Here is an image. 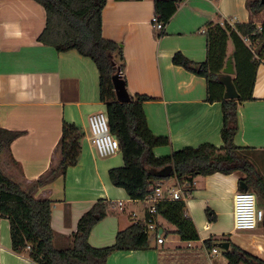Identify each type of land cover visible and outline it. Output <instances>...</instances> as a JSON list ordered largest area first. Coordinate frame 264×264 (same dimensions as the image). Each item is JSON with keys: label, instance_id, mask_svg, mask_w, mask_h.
Segmentation results:
<instances>
[{"label": "crops", "instance_id": "1", "mask_svg": "<svg viewBox=\"0 0 264 264\" xmlns=\"http://www.w3.org/2000/svg\"><path fill=\"white\" fill-rule=\"evenodd\" d=\"M251 1L185 0L178 4L164 31L158 32L151 23L155 0H108L102 14L103 37L122 51V77L130 96L151 98L143 103L150 131L170 140L168 146L153 150L156 157L203 145L223 147L222 104L207 102L206 79L175 65L173 57L181 53L195 64L204 63L207 25L230 21L234 27L252 22ZM45 27L46 12L36 0H0V126L24 133L11 145V154L3 155L0 167L28 189L49 170L63 123L78 126L84 138L77 165L39 188L37 195L53 201L51 226L58 250L71 246L81 217L104 200L109 204L108 214L92 230L89 243L94 248L110 247L120 231L145 220L146 207L139 209L138 201L110 181V170L124 166L121 150L100 158L93 146L88 118L106 111L96 64L76 50L59 53L41 43ZM233 52L229 42L228 57H233ZM253 96V101L238 108L239 129L234 142L247 149L245 153L255 167L264 166V64L257 70ZM239 173L194 180L186 213L200 240L183 242L175 234L176 228L158 217V230L153 232L154 241H149L147 250L116 252L107 264H228L222 250L215 248L216 255L205 245L209 239L218 243L229 239L264 260L262 223L251 231L234 228ZM258 206L264 211L259 201ZM160 236L164 244L158 243ZM26 253L12 251L9 221L1 220L0 264H35Z\"/></svg>", "mask_w": 264, "mask_h": 264}, {"label": "trees", "instance_id": "2", "mask_svg": "<svg viewBox=\"0 0 264 264\" xmlns=\"http://www.w3.org/2000/svg\"><path fill=\"white\" fill-rule=\"evenodd\" d=\"M36 1L46 12V27L39 41L59 53L76 50L91 59L98 68L100 99L106 108L111 134L119 142L124 160L123 167L109 172L110 181L115 187L124 189L133 201H144L155 192L157 183L167 180L154 176V169L172 166L174 172L170 178L180 184L192 183L199 176L241 172L245 177L240 178V182L248 186L249 192L254 191L259 204L264 206V178L242 155L247 149L237 147L234 142L239 129L238 108L242 103L254 100L257 70L264 64V5L261 0L249 3L253 21L248 24L231 27L211 22L207 25V59L204 63L195 64L181 53L173 57L175 65L206 79L207 102L222 104L223 147L203 145L160 158L154 155L153 150L168 146L170 140L155 136L149 129L143 103L151 98L137 95L131 97L128 104L120 103L116 98L113 77L118 69L123 70V64H118L117 60L123 62L124 58L119 46L103 37L102 14L108 0ZM183 1L155 0V14L166 26L177 11L178 4ZM229 42L234 46L233 82L239 94L237 100L224 98L225 86L219 81L228 59ZM122 79L125 80L124 77ZM23 134L0 126V162L3 155L11 154V145ZM83 138L84 133L78 126L64 122L49 170L28 189H24L0 167V222L3 219L9 221L12 251L25 254L30 247L28 258L35 264H107L109 257L116 252L149 248V234L143 223H135L120 231L115 244L110 247L94 248L90 245L92 230L108 214L109 204L104 200L98 201L81 217L69 248L58 250L54 247L56 235L51 226L53 201L48 196H38L37 192L57 177L65 176L69 168L77 165ZM189 192L192 193L193 189ZM207 214L212 222L211 211L207 210ZM157 215L176 228L175 234L183 242L200 240L194 222L186 216L185 201H163L157 206ZM262 227L264 229V220ZM226 241L230 243V249L223 255L228 264H264L261 258L246 252L229 239ZM218 244L214 239L205 241V245L212 250L218 248Z\"/></svg>", "mask_w": 264, "mask_h": 264}, {"label": "built area", "instance_id": "3", "mask_svg": "<svg viewBox=\"0 0 264 264\" xmlns=\"http://www.w3.org/2000/svg\"><path fill=\"white\" fill-rule=\"evenodd\" d=\"M154 28L158 32H163L165 25L160 21V16L155 14L151 20ZM221 25H231L230 21H223ZM261 30V27H259ZM248 43V41L246 40ZM123 76L122 71H120ZM89 129L93 146L100 158H109L116 155L120 151L119 142L111 134L109 121L106 112L93 113L88 118ZM110 137H114L116 147L113 148V143ZM175 183L170 188H164L163 183H157L155 192L149 195L144 201L146 207V218L144 221L137 223H143L145 225L146 233L150 232L157 233V206L159 203L171 200V201H185L191 195L189 190L193 189L195 182L180 184L174 180ZM251 196L255 197V207H253V201L250 199ZM119 207L123 206L122 202L118 203ZM186 216L187 213H186ZM264 220V211L258 206V198L253 192L238 191L234 197V228L236 231H251L257 228L259 223ZM159 244H164L165 240L163 237H158ZM30 250V247L26 249V252ZM214 254H218V249L213 250Z\"/></svg>", "mask_w": 264, "mask_h": 264}, {"label": "water", "instance_id": "4", "mask_svg": "<svg viewBox=\"0 0 264 264\" xmlns=\"http://www.w3.org/2000/svg\"><path fill=\"white\" fill-rule=\"evenodd\" d=\"M261 3L264 5V0H261ZM223 75L220 77L219 81L222 85L225 86L224 98L226 100H237L239 99V94L236 90V87L233 82V76L235 75V69L233 64V57L229 56L225 67L222 70ZM113 86L116 94L117 101L123 104H128L131 102V96L127 90L126 82L122 79L120 74V69H118L117 74L113 77ZM174 169L172 166L165 167L161 170L154 169L152 171L153 175L160 179H168L171 177ZM240 191H248V186L241 181L239 183ZM218 248L223 252H227L230 249V243L227 241L220 242Z\"/></svg>", "mask_w": 264, "mask_h": 264}, {"label": "rangeland", "instance_id": "5", "mask_svg": "<svg viewBox=\"0 0 264 264\" xmlns=\"http://www.w3.org/2000/svg\"><path fill=\"white\" fill-rule=\"evenodd\" d=\"M230 48H231V47H230ZM118 64H120V61H118ZM242 155L246 156V158L248 159V161H249V159L251 158V156L247 155L246 153H243ZM254 168H255L256 172H257L261 177L264 178V166H263V165H258V166L256 165ZM239 174H240L241 178H242V177H245V174H244V173H241V172H240ZM162 183H163V187H164V188H170V187L172 186V184L175 183V181H174L173 178H169V179H167V180H164ZM251 192L255 193L254 191H251ZM143 205H144L143 201H138V205H136V206H137L139 209H142ZM186 212H187V211H186ZM207 215H209V214H207ZM153 237H154L153 232H150V234H149V241L153 242V241H154V240H153Z\"/></svg>", "mask_w": 264, "mask_h": 264}, {"label": "clouds", "instance_id": "6", "mask_svg": "<svg viewBox=\"0 0 264 264\" xmlns=\"http://www.w3.org/2000/svg\"><path fill=\"white\" fill-rule=\"evenodd\" d=\"M110 139L112 140L113 148H115L116 147V143H115L114 137H110ZM250 199L253 201V207H255V197L251 196Z\"/></svg>", "mask_w": 264, "mask_h": 264}]
</instances>
